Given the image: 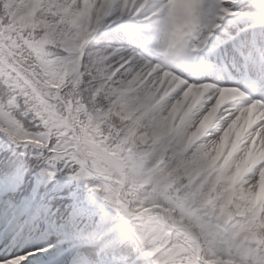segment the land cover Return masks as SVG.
I'll use <instances>...</instances> for the list:
<instances>
[{"label": "snow or ice", "instance_id": "obj_1", "mask_svg": "<svg viewBox=\"0 0 264 264\" xmlns=\"http://www.w3.org/2000/svg\"><path fill=\"white\" fill-rule=\"evenodd\" d=\"M0 264H264V0H0Z\"/></svg>", "mask_w": 264, "mask_h": 264}]
</instances>
